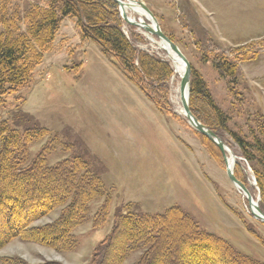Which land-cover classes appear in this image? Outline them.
<instances>
[{
  "label": "rangeland",
  "instance_id": "rangeland-1",
  "mask_svg": "<svg viewBox=\"0 0 264 264\" xmlns=\"http://www.w3.org/2000/svg\"><path fill=\"white\" fill-rule=\"evenodd\" d=\"M136 1L150 10L161 31L187 60L189 81L200 78L223 112L225 126L210 130L236 157L234 175L236 171L241 179L236 178L255 199L258 193L250 163L233 135L246 141L253 140V135L264 139V0ZM47 2L7 0L6 15L23 16L33 5L45 7ZM129 14L136 21H145L134 12ZM121 29L136 51L170 64L172 75L167 85L155 79L146 84L161 98L163 109L155 107L96 43L81 39L71 17L61 20L31 83L8 95L0 109V119L12 127L22 125L31 115L39 125L56 133L58 141L47 157L48 164L76 154L87 159L108 190L106 221L93 226L92 216L100 200L93 201L90 218L74 230L76 249L58 252L15 238L0 248V264L15 258L27 264H88L97 242L129 203L132 210L147 214L179 206L202 230L264 263V225L250 215L245 197L229 181L222 153L179 112L180 78L168 56L147 38L145 30L124 21ZM152 38L159 42L154 35ZM213 58L233 63L236 73L220 74ZM45 142L31 143L30 158ZM225 157L228 165L227 154ZM59 211L54 209L33 225L52 221ZM182 232L180 223L169 229L164 250L169 252L171 242ZM141 252H130L124 264L133 263Z\"/></svg>",
  "mask_w": 264,
  "mask_h": 264
},
{
  "label": "trees",
  "instance_id": "trees-1",
  "mask_svg": "<svg viewBox=\"0 0 264 264\" xmlns=\"http://www.w3.org/2000/svg\"><path fill=\"white\" fill-rule=\"evenodd\" d=\"M6 6L7 0H0V109L5 107L8 95L31 83L34 69L51 48L65 17L75 18L81 39L96 43L102 54L112 57L155 107L163 109L161 98L150 92L146 84L154 79L166 84L172 68L167 62L136 51L123 34V20L115 1L48 0L45 7L33 5L23 16L6 15ZM239 54L246 58L245 54ZM212 63L222 75L236 73L235 65L226 59L213 58ZM189 108L209 129L225 126L223 112L200 78L189 83ZM29 116L22 120V125L14 127L0 119V248L18 238L58 252L72 251L78 246L74 230L90 218L93 201L100 200L92 216L93 226L99 227L106 221L108 190L101 175L81 155L48 164L47 157L54 151V141H58L56 133ZM233 136L250 163L259 190V206L264 212V139L253 135V140L246 141ZM43 139L46 142L30 158L31 143ZM235 175L239 177L236 171ZM56 208L60 211L55 219L33 225ZM123 209L97 242L88 264H124L127 255L138 249L142 252L131 264H264L237 251L223 238L202 230L179 206H171L159 214L132 210L130 203ZM178 223L183 232L173 239V247L167 252L164 250L167 231ZM261 243L264 246V241ZM6 263L27 264L19 258Z\"/></svg>",
  "mask_w": 264,
  "mask_h": 264
},
{
  "label": "water",
  "instance_id": "water-1",
  "mask_svg": "<svg viewBox=\"0 0 264 264\" xmlns=\"http://www.w3.org/2000/svg\"><path fill=\"white\" fill-rule=\"evenodd\" d=\"M117 3L118 9L120 16L122 20L130 25L137 26L138 28H141L148 33H151L154 35L160 44H162L164 47H168L184 64L183 72L180 77V82H179V90L184 96V92H187L186 98L182 99V112L183 116L185 117L187 123L198 133L203 135L208 141H210L212 144H214L218 150L222 153L223 155V160L225 163V172L226 175L231 182V184L237 189L239 193H244L246 195V204L248 208L250 209V215L260 221L262 224H264V212L260 209L259 206V191L257 188L256 181L254 179V176H251L253 185L257 189V197L255 198V201L253 200L250 192L247 190V188L244 186V184L236 178L234 175V167L237 161L235 162L233 167H229L226 164V157L225 154L227 151L230 152V149L218 138V136L208 129L205 125H203L190 111L189 108V65L185 57L182 55L180 50L175 46V44L166 36L164 33L161 31L159 28L158 24L156 23V20L150 10L141 2H137V4L144 10V12L148 15V17L145 18V21L142 20H130L128 18V15L122 11V8L124 6V1L123 0H113Z\"/></svg>",
  "mask_w": 264,
  "mask_h": 264
},
{
  "label": "bare ground",
  "instance_id": "bare-ground-1",
  "mask_svg": "<svg viewBox=\"0 0 264 264\" xmlns=\"http://www.w3.org/2000/svg\"><path fill=\"white\" fill-rule=\"evenodd\" d=\"M122 11L124 13H126L128 15V13H136L139 17L143 18L145 20L146 17H148V15L144 12V10L137 4V2L135 0H126V2H124V6L122 8ZM130 15V14H129ZM128 15V18L130 20H134L133 17L130 15ZM143 30V29H142ZM147 35V38L157 44L158 48L161 50H163L166 55L168 56L169 58V61L171 62V65L175 71V73L179 76V78L181 77L182 75V72H183V68H184V64L183 62L168 48V47H164L162 44H160L159 42H156L153 38H152V34L151 33H148L147 31H144ZM175 75V74H174ZM187 96V92L185 91L184 92V96H182V99L186 98ZM179 112L181 114H183L182 112V100L179 104ZM227 156H228V159H229V164L228 166L229 167H233L235 162H236V157L232 154V152L230 151H227L226 152ZM241 195H243L246 199V195L244 193H241ZM252 196V195H251ZM253 198V197H252ZM253 200L255 201V199L253 198Z\"/></svg>",
  "mask_w": 264,
  "mask_h": 264
}]
</instances>
